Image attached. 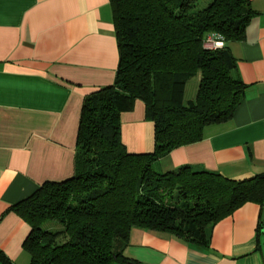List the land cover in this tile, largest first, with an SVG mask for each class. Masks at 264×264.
<instances>
[{
  "label": "trees",
  "instance_id": "obj_1",
  "mask_svg": "<svg viewBox=\"0 0 264 264\" xmlns=\"http://www.w3.org/2000/svg\"><path fill=\"white\" fill-rule=\"evenodd\" d=\"M201 2L110 0L119 67L114 85L85 98L76 173L12 207L31 227L30 264H139L124 254L134 228L209 249L208 229L248 203L262 207L264 239V173L236 180L191 166L154 168L174 149L200 142L207 126L231 120L244 101L230 48L207 50L204 41L211 33L227 44L243 41L256 12L250 0ZM198 76L196 98L185 102ZM137 100L155 125L152 153L130 154L122 142L121 116ZM0 263L10 264L1 254Z\"/></svg>",
  "mask_w": 264,
  "mask_h": 264
},
{
  "label": "crops",
  "instance_id": "obj_2",
  "mask_svg": "<svg viewBox=\"0 0 264 264\" xmlns=\"http://www.w3.org/2000/svg\"><path fill=\"white\" fill-rule=\"evenodd\" d=\"M250 1L256 15L245 39L227 44L244 101L200 142L158 160V172L191 166L236 180L264 173V0ZM119 61L110 0H0V254L10 264L31 263V227L13 205L75 175L85 98L115 84ZM121 120L127 151L152 153L155 125L144 102ZM261 219L260 205L240 207L208 229L209 249L134 228L124 254L139 264H264Z\"/></svg>",
  "mask_w": 264,
  "mask_h": 264
},
{
  "label": "built area",
  "instance_id": "obj_3",
  "mask_svg": "<svg viewBox=\"0 0 264 264\" xmlns=\"http://www.w3.org/2000/svg\"><path fill=\"white\" fill-rule=\"evenodd\" d=\"M227 46L226 40L219 34H208L204 41V47L207 50L216 51L222 50Z\"/></svg>",
  "mask_w": 264,
  "mask_h": 264
},
{
  "label": "rangeland",
  "instance_id": "obj_4",
  "mask_svg": "<svg viewBox=\"0 0 264 264\" xmlns=\"http://www.w3.org/2000/svg\"><path fill=\"white\" fill-rule=\"evenodd\" d=\"M207 1V0H206ZM209 1V0H208ZM207 3L204 2V0H202L200 8H203L204 6H206ZM200 79L201 76L195 77L194 79H192L187 87H186V93H185V102H188L189 100H194L196 98L197 95V91H198V86L200 83ZM157 166L154 165L155 170ZM157 171V170H156ZM48 225V224H47ZM46 225V227H47Z\"/></svg>",
  "mask_w": 264,
  "mask_h": 264
}]
</instances>
